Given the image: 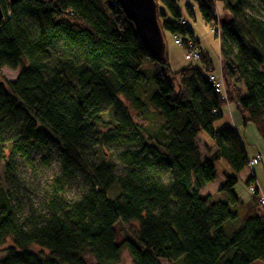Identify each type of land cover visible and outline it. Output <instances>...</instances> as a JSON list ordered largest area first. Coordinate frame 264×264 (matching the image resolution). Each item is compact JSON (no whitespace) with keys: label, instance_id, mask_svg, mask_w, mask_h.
I'll list each match as a JSON object with an SVG mask.
<instances>
[{"label":"trees","instance_id":"trees-1","mask_svg":"<svg viewBox=\"0 0 264 264\" xmlns=\"http://www.w3.org/2000/svg\"><path fill=\"white\" fill-rule=\"evenodd\" d=\"M193 1L204 23L219 28L225 97L208 80L214 67L204 50L172 71L166 51L152 57L116 0H10L0 68L20 71L0 84V246L12 243L0 264H118L124 249L133 264H264L257 192L240 206L233 191L249 157L233 127L212 126L231 105L264 137V17L248 0ZM155 2L163 33L195 40L176 0ZM217 4L229 14L223 22ZM133 113L149 116L140 123ZM200 132L212 140L205 159ZM111 143L125 146L121 175L106 157L86 160L90 147ZM32 153L43 167L56 159L64 181L44 212L22 218L7 181L15 183L18 160ZM219 160L232 173L218 188L223 198L201 196ZM77 175L84 190L71 201L63 186ZM132 222L133 234L122 228L117 243L114 226Z\"/></svg>","mask_w":264,"mask_h":264},{"label":"rangeland","instance_id":"rangeland-1","mask_svg":"<svg viewBox=\"0 0 264 264\" xmlns=\"http://www.w3.org/2000/svg\"><path fill=\"white\" fill-rule=\"evenodd\" d=\"M176 2L178 11L180 12L181 16L190 28L194 38L198 40L194 41L196 42L199 48H202L208 54L215 69V72L213 71V73L217 74V72H219L218 65L220 59V43L218 35L214 32V29L216 30L219 28L216 25L211 26L209 24L204 23V21L200 17L197 5L194 3L193 0H176ZM248 2L251 6V8H249L250 12L259 14L264 17V0H248ZM9 3L10 0H0L1 10L4 11V9H9ZM187 4L192 8L193 16H191L186 10ZM217 8L218 14L220 16V22H223L224 20L229 18V14L227 12L223 13L221 11L220 4H217ZM24 22L26 23V25H29V23L25 21V19ZM164 43L169 68L172 71H176L181 67L185 66L186 61L190 60H187L188 57H185V46L183 44H175L174 35L171 34L164 35ZM52 49L53 50L51 51V54L60 53L59 51H61V42H57ZM46 59L47 58H44L43 61H46ZM198 60L199 58L197 60L191 61L197 62ZM143 66L154 67L153 63L147 61L143 64ZM19 71V67L15 69H10L8 67L0 68V82H2L4 86H7L8 82L14 81L17 78ZM145 116L147 117L149 115L147 114ZM145 116H136V114L133 113L134 120L139 121L140 123L146 122L145 119H141ZM103 118L106 121L113 122V118L109 112L105 114ZM229 123L231 122L229 121L228 115L226 114L225 106V108L222 109V116L214 120L212 126L214 130H217L226 127V125H229ZM246 125H250L247 130L242 125H238L237 127L235 126L237 128L236 131L238 132L239 138L242 142L246 154L250 157L258 150H260L264 154V139H260V137L257 135L258 132L256 130V125H254V123L252 122L247 123ZM102 130L103 132L106 131V129L103 128ZM196 143L198 144L202 155H206V148L207 146L212 144V140L207 133L200 132ZM124 148V145L118 143H111L102 147L95 145L92 147V149L90 147V151L86 155V160L97 162L100 158L106 157L114 165L115 173L117 175H121L125 172V167L117 159V154ZM5 155L7 156L6 152ZM38 159L39 156L32 153L27 158L18 160V167L16 169V172L13 174L15 183L11 180L7 181V185H11V188L17 192L18 200H20V202L22 203L23 208L20 215L22 218H25L29 214L37 216L41 212H44L46 210V202L48 198L51 197V194L54 192L56 180L60 181L59 183L64 181L59 172V162L56 159H52L49 165L46 167L41 166ZM215 165L216 177L214 180L208 182L204 187L201 188L200 195L203 196L205 195V193H209L210 195H213L214 199L219 200L223 198L221 193L217 191L218 183L220 181L219 174L224 171L227 175H230V170L222 160L216 162ZM251 169H253L256 179L251 184H255L258 188V193L263 195L264 157L258 165L252 166ZM163 177L166 179L167 175H163ZM240 186L246 190L248 188L246 185L245 188L242 183L236 184L237 188H239ZM83 190L84 186L82 178L79 175H77L74 179L70 181L66 180V183L63 186V192L65 197L71 201L77 199L83 192ZM248 192L252 194L249 189ZM248 192L246 191V193ZM122 228L124 230H127L130 234H133L136 229V224L134 222L116 224L114 226V231L116 234L117 243L122 240ZM11 244V239L8 238L6 239L4 244L0 246V257L3 254V249ZM31 249L37 251L38 247L31 246ZM256 263L263 264L261 261H257ZM118 264H133L127 249H124L121 252V258ZM162 264L166 263L162 261Z\"/></svg>","mask_w":264,"mask_h":264},{"label":"water","instance_id":"water-1","mask_svg":"<svg viewBox=\"0 0 264 264\" xmlns=\"http://www.w3.org/2000/svg\"><path fill=\"white\" fill-rule=\"evenodd\" d=\"M126 17L134 24L136 33L156 60L165 57L164 34L157 20L155 0H116ZM3 13L0 8V19ZM2 84V82H0Z\"/></svg>","mask_w":264,"mask_h":264},{"label":"crops","instance_id":"crops-1","mask_svg":"<svg viewBox=\"0 0 264 264\" xmlns=\"http://www.w3.org/2000/svg\"><path fill=\"white\" fill-rule=\"evenodd\" d=\"M164 35L165 34H170V33H168V32H164L163 33ZM193 38H194V36H193ZM195 40H197L196 38H194ZM198 41V40H197ZM199 46H200V44H199ZM202 49V48H201ZM203 50V49H202ZM220 55V54H219ZM185 57L187 58V56L185 55ZM187 60H188V58H187ZM188 62H191V60H188V61H186V65H187V63ZM218 69H219V71H220V59H219V65H218ZM217 69V70H218ZM214 72H215V69H214ZM226 114L228 115V118H229V121L231 122V123H229V125H226V126H231V127H233L235 130L237 129L236 127L238 126V125H242V126H244L245 127V129L247 130V128L248 127H250V125L249 126H247V125H243L242 124V119H241V116H240V114L231 106V105H228V106H226ZM255 125V124H254ZM236 126V127H235ZM214 129V128H213ZM217 130H219V129H217ZM257 130V135L260 137V139L261 138H263L264 139V137H262V135L259 133V131H258V129H256ZM199 137V134L197 135V137H196V140H197V138ZM208 148H210V149H212L213 148V146H212V144L211 145H209V146H207ZM202 153V152H201ZM247 155V154H246ZM248 156V155H247ZM255 156H259V158H260V160H259V162L258 163H256L255 165H253V166H256V165H258L260 162H261V160H262V158L264 157V154H263V152H261L260 150H258L257 152H255L254 154H252L249 158H251V157H255ZM202 157L205 159L206 157H207V155H202ZM218 162V161H217ZM248 166V165H247ZM247 166H245L239 173H237L236 174V176H237V182H236V184L237 183H242V185H244V187L246 188V186L248 187V185L251 183H247V180H249L250 179V176L252 175L253 176V178H254V181L256 180L255 179V174H254V172H253V169H251V167H247ZM215 170H216V165H215ZM224 173L226 174V172H224V171H222L220 174H219V178H220V181H219V183H218V188H219V186L223 183V181H224V177L227 175H225L224 176ZM230 175L232 174L231 172L229 173ZM215 177H216V175H215ZM215 179V178H214ZM213 179V180H214ZM253 181V182H254ZM236 184L234 185V187H233V191L235 192V194L237 195V197H238V200H239V202H240V206H242V205H245V204H247L249 201H250V199L252 198V194H250L249 192H248V188H247V190L246 189H244L243 187H239V188H237L236 187ZM206 185V184H205ZM204 185V186H205ZM246 185V186H245ZM217 191H218V189H217ZM246 191L248 192V193H246ZM206 195H210L209 193H205V195H203V196H206ZM263 196H264V193H263ZM212 197H213V195H212ZM223 197V196H222ZM256 215H258V216H260V217H262V219L264 220V209L263 208H261L259 205H258V207H257V209H256Z\"/></svg>","mask_w":264,"mask_h":264},{"label":"built area","instance_id":"built-area-1","mask_svg":"<svg viewBox=\"0 0 264 264\" xmlns=\"http://www.w3.org/2000/svg\"><path fill=\"white\" fill-rule=\"evenodd\" d=\"M214 32L218 34L219 29L216 30L214 29ZM174 43L177 45L183 44L185 46L186 56L188 57V59L193 61V60H197L200 57L201 54L200 48L193 39L187 38L186 41H183L181 37L174 35ZM208 80L212 83L216 92L222 94V97H225V90L223 88V78L221 72L219 71L217 72V74L213 72L209 73ZM259 160H260L259 156L251 157L248 159L247 165L249 167H252L256 163H258ZM251 183L248 185V189L252 193V195L255 192H257L256 194L257 203L261 208L264 209V196L262 194H259L257 186Z\"/></svg>","mask_w":264,"mask_h":264}]
</instances>
